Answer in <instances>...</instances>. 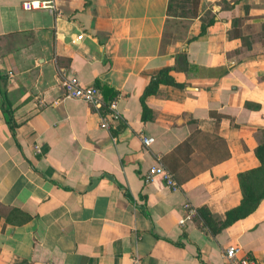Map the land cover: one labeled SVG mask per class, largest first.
I'll return each instance as SVG.
<instances>
[{"label": "crops", "instance_id": "0c3cea01", "mask_svg": "<svg viewBox=\"0 0 264 264\" xmlns=\"http://www.w3.org/2000/svg\"><path fill=\"white\" fill-rule=\"evenodd\" d=\"M25 1L46 0H0V264H226L235 244L264 264V199L215 236L178 222L186 201L223 220L259 166L264 42L244 27L263 3L191 0L174 17L169 0H53L56 17ZM164 68L173 84L142 103ZM68 76L119 96L121 120L102 129L64 97ZM156 165L177 190L144 182Z\"/></svg>", "mask_w": 264, "mask_h": 264}, {"label": "built area", "instance_id": "2783aa9c", "mask_svg": "<svg viewBox=\"0 0 264 264\" xmlns=\"http://www.w3.org/2000/svg\"><path fill=\"white\" fill-rule=\"evenodd\" d=\"M23 9H34L42 8L55 14L56 17L60 16L59 11L55 8L53 0L46 1H25L22 3ZM81 38V36H78ZM61 88L63 89V95L65 98H71L83 101L87 103L100 115V127L102 129H109L112 122L121 120V115L117 110V102L119 96H115L109 101H104L103 97L98 88L94 85H81L75 76L64 77L61 80ZM103 108V111H101ZM153 141L152 137H141V142L144 146H149ZM161 177L163 182L171 190H177L179 185L175 180L174 176L160 165L151 167L144 175V182H151L155 177ZM183 209L185 216L182 217L178 222L179 225H184L187 221L196 220L200 227L205 230L202 226L195 209L188 201L183 203ZM240 247L238 245H229L224 250V258L226 264H254V261L248 257H240ZM131 264H140V259L137 255L131 257Z\"/></svg>", "mask_w": 264, "mask_h": 264}, {"label": "trees", "instance_id": "16d2710c", "mask_svg": "<svg viewBox=\"0 0 264 264\" xmlns=\"http://www.w3.org/2000/svg\"><path fill=\"white\" fill-rule=\"evenodd\" d=\"M189 1V0H188ZM242 0H233V3H239ZM172 0H169L171 4ZM169 4V6H170ZM213 18L209 19L207 24L213 23ZM239 19H235L233 23H238ZM255 22L262 24V33L259 34V40L264 42V14L261 17H256ZM205 26L201 27V33L205 30ZM169 68H164L158 71L148 83L145 88L141 101L155 93L157 86L163 84H173L169 76ZM143 112H146V107L142 104ZM12 127V123H10ZM255 155L259 161V166L238 174V184L241 193V200L238 206L228 210L225 213L223 220H215L206 207L197 209L198 217L205 228L204 232L211 236L217 235L226 227L232 225L236 221L243 219L254 212L259 206L260 202L264 199V131L261 134L259 144L255 149Z\"/></svg>", "mask_w": 264, "mask_h": 264}, {"label": "rangeland", "instance_id": "374dc122", "mask_svg": "<svg viewBox=\"0 0 264 264\" xmlns=\"http://www.w3.org/2000/svg\"><path fill=\"white\" fill-rule=\"evenodd\" d=\"M260 3H263L262 8L264 9V0H260ZM190 8H191V0H172L170 7H169V14L178 17V15H190ZM244 29H257L258 34L255 36H259L262 33V24L257 23L255 25H249L244 27Z\"/></svg>", "mask_w": 264, "mask_h": 264}]
</instances>
